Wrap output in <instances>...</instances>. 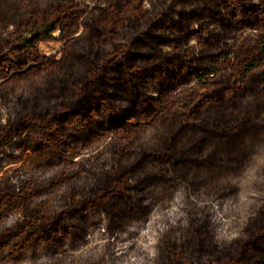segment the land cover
I'll use <instances>...</instances> for the list:
<instances>
[{"label":"rangeland","instance_id":"rangeland-1","mask_svg":"<svg viewBox=\"0 0 264 264\" xmlns=\"http://www.w3.org/2000/svg\"><path fill=\"white\" fill-rule=\"evenodd\" d=\"M0 264H264V0H0Z\"/></svg>","mask_w":264,"mask_h":264},{"label":"trees","instance_id":"trees-1","mask_svg":"<svg viewBox=\"0 0 264 264\" xmlns=\"http://www.w3.org/2000/svg\"><path fill=\"white\" fill-rule=\"evenodd\" d=\"M54 30V27H50L49 29H48V33H50L51 31H53ZM261 64H258V63H255V62H252V63H250L249 64V68H251V67H258V66H260Z\"/></svg>","mask_w":264,"mask_h":264}]
</instances>
